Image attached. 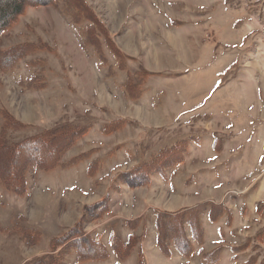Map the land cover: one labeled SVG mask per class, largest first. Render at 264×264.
<instances>
[{
	"label": "rangeland",
	"instance_id": "rangeland-1",
	"mask_svg": "<svg viewBox=\"0 0 264 264\" xmlns=\"http://www.w3.org/2000/svg\"><path fill=\"white\" fill-rule=\"evenodd\" d=\"M76 1L82 0L28 8L1 40L3 50L30 43L50 51H32L12 73L0 71V138L3 146L20 145L16 152H0V160L27 161L31 171L28 160L54 161L48 151L38 156L26 147L33 139L57 130L90 131L53 171L31 174L24 196L0 189V264H115L112 239L116 245L134 242L121 264H264V0H84L102 26L81 20V36L69 29ZM99 38L122 59L105 45L92 46ZM207 70H220L211 97L228 85L232 99L219 109L212 137L210 121H199L206 118L169 119L176 112L168 94L155 98L161 115L169 111L154 126L117 117L115 97L144 109L149 88L153 95ZM31 79L36 89L26 88ZM137 86L142 96L133 90ZM4 111L15 124L5 131ZM184 141L179 159L167 164L171 159L164 156L177 154L166 150ZM84 155L83 163L67 169ZM158 159L161 171L153 164ZM140 166L150 177L133 174ZM199 192L214 194V200ZM200 207H206L198 212L200 246L192 244L194 251L183 256L189 248L174 249L170 233L162 252L157 215L166 225ZM214 208L223 210L219 218ZM94 236L111 255L83 263L79 256L99 253ZM75 241L88 249L76 251Z\"/></svg>",
	"mask_w": 264,
	"mask_h": 264
},
{
	"label": "trees",
	"instance_id": "trees-1",
	"mask_svg": "<svg viewBox=\"0 0 264 264\" xmlns=\"http://www.w3.org/2000/svg\"><path fill=\"white\" fill-rule=\"evenodd\" d=\"M58 2H59V0H0V44H1L2 38H4L5 35H7L15 26L18 25L20 18L26 13L28 8L34 7V6L57 5ZM72 6H73V8L71 7V10L69 11V17L70 18L69 17L68 18H69V21H70L72 28L74 29L75 33L78 34V36H81L77 30L78 29L77 27L81 23L80 22L81 20H86V22L88 21L90 23L89 27H90V25L91 26L101 25L100 20H97L94 13L88 11L89 8H87V3H85L84 0L73 2ZM90 13H92V14H90ZM79 38H81V37H79ZM97 43H99L102 46L105 45L110 52L111 51L116 52V57L119 59V57H120V56H118L119 53L117 52V50L112 48V46L110 44H108L107 41L103 42L99 38L98 42H93L91 44H92V46H95V48L97 49L98 48ZM82 44H83L82 46L91 45V44H87L86 42L82 43ZM37 50H40L42 52L50 51L48 49V46H46L45 44L36 45V44L26 43L23 45L8 48L6 50L1 49V45H0V71L2 73H12L13 71H15L17 69L19 63L23 60V58L27 54H30L32 51L35 52ZM120 55H122V54L120 53ZM34 80L35 79L29 80L30 82L33 81V83L26 85V88L34 86L35 85ZM133 86H135V85H133ZM34 88L36 89L37 87L34 86ZM41 88H43V87L41 85H39V89H41ZM133 90L134 91L137 90V92H138L137 96H142L143 91L141 90V88H139V86L133 87ZM3 114L7 116V120H8V122L6 121L4 128H2V129H4L3 131H5L6 128H14L15 124H12L11 120L9 119L10 116H9L8 112L4 111ZM105 130L106 129L104 127L103 132ZM89 131H90V129L88 131L87 130L85 131V129H73V130L65 129L63 132L61 130H57L52 135H50L49 137L39 136L38 138L33 139L34 141H32V145H30L31 144L30 143L26 147L27 148L31 147L35 151V154L38 156H42L44 153L43 151L46 150V151H48L50 156H54V161L51 163L44 162V164H42L41 159L37 160L36 158H33L31 160H28V162L30 164H32L31 171H29L30 168H29V164L27 163V161L21 162L18 160H16V161L15 160H11V161L0 160V169L5 168V170H0V189L8 191V192H10L16 196H24L25 194H27V192L29 190V179H30V177H33V175H31V174L38 172L37 170H44V171H48V172L53 171L55 169L53 167H57L58 162H60V158L63 156L62 154L64 152H66V150L69 147H71L72 144L79 143V141H81L84 137L87 136ZM51 142L54 143L55 146H54V144H51ZM185 143H187V142L184 141L181 143H177L171 149L166 150V154H168V155L171 153L177 154V157H174V158H169V157L166 158L165 157L166 155H165L164 158L166 161L171 159L168 161L169 163H167V164H172L174 161L179 159V155L181 153L178 150H182L181 149L182 145L186 146ZM19 147H20V145H18V146H3L2 145V139L0 138V152H3V151L16 152V151H18ZM55 148H57V149H55ZM217 150H219V149H217ZM85 157H86V155L82 156L81 158L78 157V158L74 159V161L78 160L79 162L77 164H71L70 163L71 165H69V166L66 165L67 169L72 168V167H77L80 163H83L82 160ZM153 164H155L157 166V168H156L157 171L162 170V168H160L162 166V159H158L157 161H154ZM8 166H9V168H7ZM64 166L65 165H61L59 167H64ZM141 167L142 166H140L136 170H134L133 174H138L140 171H142L140 176H142V175L147 176L148 175V177H150V172H147V171L140 169ZM120 181H122L124 183V180L120 179ZM212 207H215V206H211V208ZM201 208H203L205 211L206 207H200L199 209H194L192 211L193 214H191V215H187L189 212L186 214L178 215L172 220V222L165 221V222H169V223H165L166 225H163L164 221H162V219H161V214L157 215L158 217L156 220V226H157V230L159 232V245H160L159 247H160V249H162L161 250L162 252H164V249H166V246H165L166 243L165 242L168 241L167 239H165L166 238L165 235L170 234V233L172 234V236H171L172 244H170V245L174 249L179 248V245H181V244H184L189 248L188 251H183L181 253L183 256H189L192 253V251H194V248L191 246L192 244H195V246H197V245L200 246V244L202 243V239H203V225H202V218H201L202 215H199L198 212H200ZM105 209H106V207H105ZM196 212L198 214H196ZM222 212H223V210H221L219 208H214V215H216V217L219 218L222 215ZM192 215H194V217H192V218L188 217V216H192ZM194 219H196V220H194ZM211 220L213 221V220H215V218L214 219L211 218ZM137 223L138 222H136V224ZM183 224L188 226L189 229H191V231H192L191 237L193 239L191 237H188L187 233L185 232L186 229H185V227H183ZM132 226L134 227V224H132ZM92 239H94V241H98L100 243L99 236H96V237L94 236V238H92ZM91 241H93V240H91ZM169 241H171V240H169ZM75 242H76L77 247L73 246V248H75L76 251H78V249H79L82 252L85 248L88 249L86 242L85 243H81L82 241H75ZM110 244H111L112 254L115 255V257L118 260V262L115 264H121L122 261L127 259V256L129 255V252L132 249L134 242H132V240H130L128 243L119 242V244L116 245L112 239V240H110ZM97 251L99 253L96 255H90L89 257L85 256L82 258H81V256H79L78 259L80 261H82L83 263H85V262H99V261H104V260L108 259V257H110V255H111L109 253V251L105 249V246L102 243H100V247H99V249H97ZM121 254H122V256L120 257ZM141 260H142V258H141Z\"/></svg>",
	"mask_w": 264,
	"mask_h": 264
},
{
	"label": "crops",
	"instance_id": "crops-1",
	"mask_svg": "<svg viewBox=\"0 0 264 264\" xmlns=\"http://www.w3.org/2000/svg\"><path fill=\"white\" fill-rule=\"evenodd\" d=\"M123 15V11L121 12ZM121 18V17H120ZM123 22V18L120 20ZM70 24V23H69ZM72 29V31L75 33L74 29L72 28L71 24L69 29ZM126 50L125 47H123V52ZM129 54V53H128ZM20 64V63H19ZM95 67V65H94ZM148 71V70H146ZM149 72V71H148ZM194 77L191 78H185L183 81H180L179 83H170V85H163V88H151V92H155L153 95L150 93V88L146 91V93L143 95V101H147L146 105L144 106V109H137L136 106L131 105L129 100H127L125 97L117 98L115 97L114 101H117V117L121 119H129V120H138V122L142 123L145 126H152L153 122L156 121V124L160 122V119H168V111L170 107L166 108L167 111H165V114L161 115V111H159V107L155 108L156 102L155 98L159 95L165 96V94H168L170 96L171 100L169 102V105L172 104V112H176L175 114H171L169 119H174V118H181V116H198L201 118H206L204 120L199 121H205L208 120L210 121L207 128L208 130H211L209 134H211V137L214 133L217 131V123H216V118L218 117V113H220L219 109L224 107L227 109L228 106L231 105L232 99H228L229 96V91L228 85L223 86L220 88L217 92L219 96L214 97L213 95L211 97V94L215 87H217L218 84V76L220 73V70L216 71H199L197 72ZM205 79H207V83H205ZM166 87L172 89L173 94H169V91L166 92ZM228 88V89H227ZM179 91H176V90ZM211 92V93H210ZM106 93V92H105ZM210 93V95H209ZM251 91L245 90L244 91L241 89L240 94L249 96ZM156 95V96H155ZM209 95V96H208ZM252 95V93H251ZM95 96V93H94ZM117 99V100H116ZM104 103L108 104L111 101L103 99ZM198 111L196 115V112ZM227 112V111H224ZM186 119V118H184ZM154 126V125H153ZM216 165L208 166L207 171L211 173L213 172V168ZM209 175V174H207ZM206 176V175H204ZM205 178V177H204ZM208 176H206V179ZM240 190H243V188H239ZM228 193V192H227ZM226 193V194H227ZM204 197H212V200H214L213 197H215L214 194H202L199 192V196ZM199 197V198H202ZM203 204V203H201ZM255 205V202L253 203V206ZM185 207V206H184ZM170 212V211H169ZM205 219V218H204ZM205 225V222H204ZM147 254V253H146Z\"/></svg>",
	"mask_w": 264,
	"mask_h": 264
}]
</instances>
